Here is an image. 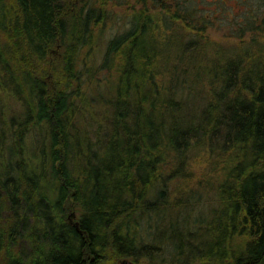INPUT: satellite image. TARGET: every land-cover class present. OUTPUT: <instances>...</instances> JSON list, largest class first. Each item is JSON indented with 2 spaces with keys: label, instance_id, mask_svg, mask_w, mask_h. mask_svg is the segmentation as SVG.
I'll use <instances>...</instances> for the list:
<instances>
[{
  "label": "trees",
  "instance_id": "1",
  "mask_svg": "<svg viewBox=\"0 0 264 264\" xmlns=\"http://www.w3.org/2000/svg\"><path fill=\"white\" fill-rule=\"evenodd\" d=\"M237 3L232 15L226 0H0V108L5 95L18 104L0 125V264L164 262L168 246L180 264H264V45L214 60L202 45L220 16L239 38L264 30V0ZM130 5L102 62L82 60L111 7ZM85 110L90 121H73ZM200 147L229 163L214 181L220 209L179 244L159 232L170 182L187 177L174 165ZM70 200L75 221L62 215Z\"/></svg>",
  "mask_w": 264,
  "mask_h": 264
},
{
  "label": "rangeland",
  "instance_id": "2",
  "mask_svg": "<svg viewBox=\"0 0 264 264\" xmlns=\"http://www.w3.org/2000/svg\"><path fill=\"white\" fill-rule=\"evenodd\" d=\"M226 4L232 5L234 7L233 9H230L232 15H237L240 13L241 8L238 5L237 0H226ZM132 5L123 6V7L122 6L111 7V16H112L111 19L105 20L98 27L95 28L94 40L90 46L92 49L91 54L87 57L88 55L87 54L88 48H87V50H84L83 54H81L82 60L87 61L88 64H92L93 62H95V64H100L102 62L103 54L106 49V43L115 34L125 29L127 16L133 10ZM136 7L139 8L138 6ZM157 9L159 10L160 8H156L155 6H153L151 8V11L155 12L157 11ZM233 18L234 17L232 18L228 17L224 19L222 16H220V21H218L220 22V25L218 24V26L209 28V30L207 31V40L205 42L203 41L204 44L202 45H204L203 48L205 49L204 55L208 56L210 60L217 59V57L219 58L225 57L226 59L228 58L232 59L236 57V53L238 52L242 53L245 50H246L245 54H249V57L251 59V53H249L251 52L250 48H252L253 54H256L258 50L262 49L260 46L264 45V30L256 34L253 32H248L244 38H239L236 36V31L234 30L236 29L235 24L229 21ZM253 42H257V43L254 44ZM207 43L209 45L208 48H206ZM59 50L60 49H56V53L55 51H53V54L51 55L57 57L59 55ZM218 52H221L222 54L220 56H217ZM59 57H61V55H59ZM253 57L256 58L257 56H253ZM106 74H108L106 71H103L101 73L98 72L97 75L98 77L93 78L90 83L93 85H96V83L104 84L107 78ZM91 84H85L83 87L80 88V91L83 92L84 89L86 91L85 87ZM102 90L105 89L102 88ZM4 99L5 101L4 103H2L4 106L3 108H0V118H4V119H0V123H1L0 125H2L3 122L4 123L7 122V118L10 116V114H8L9 110L12 109V111L15 112L14 108H18L17 100H15L13 96L5 95ZM75 100L77 101L78 104H80V100L77 98V96ZM6 111H7L6 115L2 113ZM79 119H81L82 121H90L91 116L88 115V113L85 110L84 115L77 114L73 117V121ZM30 136L32 138V142L37 143L38 137L36 132H32ZM169 159L170 157L167 159V161H169ZM186 162H187V167L185 166L186 169L185 171H179V168H177V166L175 167L174 165V169L175 170L177 169L176 170L177 173L179 172L187 177L177 176L172 181V183L170 182V188H169L170 196L168 197V201H167V206L169 208V211L165 213L166 214L165 223H163L164 226L162 227V230L159 232V234L164 233L168 238H170V236L176 237L179 244L185 243V241L188 239L187 233L190 231V228H192V226L194 225L193 221H197L196 219H199L200 216L201 218L208 217V219L210 220L211 219L210 213L211 214L214 213L215 208L216 210L220 209L219 203L217 202V186L215 185L214 181H217V179L222 176L223 174L222 170L225 172V168L229 164L226 156L213 157L205 147L198 148L195 154L191 157V159ZM160 166H162L164 170H166L167 167L171 168L172 164H163ZM163 168H161L162 171ZM2 169H3V165L1 162L0 171H2ZM167 172L169 173L170 170ZM189 172H195V173L193 174V176L190 177ZM188 190H195L203 194V199L200 201H193L190 205L186 206L184 196L187 194ZM72 214H74V217L72 218L73 221L79 219L80 216L79 209L73 207V201L70 200L67 204V207L65 208L64 214L62 215L65 220L66 219L68 220L70 219V216ZM205 222H208V220L206 219ZM170 223H174L175 225L167 226V224ZM199 234L200 236H198V238L196 239L197 241L198 240L206 241L209 239L206 232L199 231ZM244 239L245 238L244 237L241 238V236H235L232 238L229 237L226 239L224 250L227 251L228 256H231L234 252L237 253V251H239L242 248ZM170 252H171L170 246H168L165 252L162 250L159 251L160 256L162 257L164 256L165 258H167L166 261L164 262L161 261V259H159L154 261L153 263V261H151L150 259L143 258L138 264H180L175 260V258L173 259V256L171 255ZM187 252L188 254H190L189 250ZM186 262L187 263H183V264H202V261L199 259H192V260L188 259V261ZM120 264H135V263L130 259H121Z\"/></svg>",
  "mask_w": 264,
  "mask_h": 264
},
{
  "label": "water",
  "instance_id": "3",
  "mask_svg": "<svg viewBox=\"0 0 264 264\" xmlns=\"http://www.w3.org/2000/svg\"><path fill=\"white\" fill-rule=\"evenodd\" d=\"M73 217H74V214H72V215L70 216V219L72 220ZM75 225L78 227V226H79V223L76 222Z\"/></svg>",
  "mask_w": 264,
  "mask_h": 264
}]
</instances>
